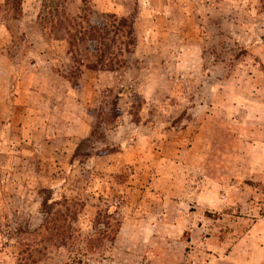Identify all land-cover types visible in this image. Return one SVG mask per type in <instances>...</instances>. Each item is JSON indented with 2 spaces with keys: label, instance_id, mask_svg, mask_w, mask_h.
<instances>
[{
  "label": "rangeland",
  "instance_id": "1",
  "mask_svg": "<svg viewBox=\"0 0 264 264\" xmlns=\"http://www.w3.org/2000/svg\"><path fill=\"white\" fill-rule=\"evenodd\" d=\"M7 1L0 264H264V0ZM102 22L110 49L69 44ZM104 52L121 67L89 66ZM44 190L69 246L45 242ZM105 210L119 232L88 252Z\"/></svg>",
  "mask_w": 264,
  "mask_h": 264
},
{
  "label": "trees",
  "instance_id": "2",
  "mask_svg": "<svg viewBox=\"0 0 264 264\" xmlns=\"http://www.w3.org/2000/svg\"><path fill=\"white\" fill-rule=\"evenodd\" d=\"M6 6L8 8L10 7V10H12L13 14L18 16L21 12L22 0H8ZM71 25L72 28L73 26H79L80 28H82L80 26V23L76 25L74 22H71ZM120 25L127 28V36H129L128 38H131L133 31L132 25L128 24V20H126L125 18L121 19ZM107 26L108 25L102 22L100 27H91L88 32H84L82 37L79 36V38L76 34H73V32H71V26L70 28L66 27L64 29L65 31H67L69 39L72 40L69 41L70 45H73V43L76 44L77 41L81 42L84 40H90L95 47V51H99V48L107 50L111 48L110 45H108L106 38V35L108 36V32H106ZM62 27H64V25ZM73 29L76 30V28ZM78 33L81 35L82 31L78 30ZM94 57L96 58V61L89 65L92 68L98 69L100 67L102 70H114L118 67H121L120 62L118 63L113 59L106 58L105 52L104 54L102 53L100 57ZM42 193L44 195L42 201V213L45 216V242H49L50 244H58L60 247L69 246V243H73L72 241L74 239L73 219L69 209V204L67 203L65 198L64 200H54L52 192H50V190H44L42 191ZM105 216L109 220L106 225L111 226V220L116 221V223L115 225L113 224V228L110 231L98 233L85 240L86 249L88 252H96L102 250L106 246L107 242H113L115 240L119 232V222L115 218H112V215L108 210H105ZM102 227H104L103 223L98 226V229H101Z\"/></svg>",
  "mask_w": 264,
  "mask_h": 264
}]
</instances>
